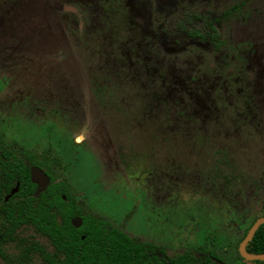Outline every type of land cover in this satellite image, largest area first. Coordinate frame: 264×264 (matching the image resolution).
<instances>
[{
    "label": "flooded vegetation",
    "instance_id": "af4514ba",
    "mask_svg": "<svg viewBox=\"0 0 264 264\" xmlns=\"http://www.w3.org/2000/svg\"><path fill=\"white\" fill-rule=\"evenodd\" d=\"M182 1L73 4L67 23L74 34L77 29L86 33L94 23L105 25L98 39L102 46L96 45V57L84 69L126 170L183 174L213 194L216 206L201 244L173 252L174 216L150 209L147 216L156 226L139 233L127 226L129 215L118 225L110 212L79 204L62 158L40 152V141L28 143L13 127L14 118L40 125V100L17 98L18 88L3 81L0 118L10 130L0 132V264H90L89 249L98 264H264L259 258L264 257V222L259 223L264 220V203H259L264 163L250 157L245 108L234 102L243 85L253 86L264 99V0H230L226 8L204 0L171 6ZM113 13L116 21L110 19ZM129 25L141 38L124 51ZM87 37L92 39L89 33ZM182 46L178 55L169 54ZM134 62L157 78L144 99L129 104L121 75ZM172 74L201 97L198 115L191 114L189 100H167ZM104 88L105 95L99 91ZM110 90L112 98H107ZM260 122L264 127V116ZM53 198L69 199L78 212L42 209ZM208 236L214 238L212 244H205Z\"/></svg>",
    "mask_w": 264,
    "mask_h": 264
},
{
    "label": "rangeland",
    "instance_id": "374dc122",
    "mask_svg": "<svg viewBox=\"0 0 264 264\" xmlns=\"http://www.w3.org/2000/svg\"><path fill=\"white\" fill-rule=\"evenodd\" d=\"M96 1L0 0V82H11L12 87L18 88L14 93H19L17 98L21 100H40V125L32 120L22 125L14 118L13 127L28 143L40 141V152L62 158L65 176L70 175L76 186L77 202L86 209L110 212L118 225L129 215L127 226L139 233L156 226L147 216L151 210L174 216L177 226H173V252L196 249L210 227L207 218L216 206L213 194L200 190L194 180L183 174L170 176L150 170L152 173L141 175L139 171L126 170L98 108L89 76L74 49L67 13L74 11L73 4L86 6ZM204 1L226 8L230 0ZM186 2L192 6L199 0H183L171 6ZM172 77L166 86L167 100H189L191 114L198 115L201 97L187 90L190 86L185 81L173 74ZM241 89L234 102L245 108L250 157L262 164L264 127L260 120L264 116V99L251 85ZM7 125L1 117V133L10 130ZM259 187L262 204L264 189ZM232 199L229 202L234 204ZM204 242L212 244L214 238L208 236Z\"/></svg>",
    "mask_w": 264,
    "mask_h": 264
},
{
    "label": "trees",
    "instance_id": "16d2710c",
    "mask_svg": "<svg viewBox=\"0 0 264 264\" xmlns=\"http://www.w3.org/2000/svg\"><path fill=\"white\" fill-rule=\"evenodd\" d=\"M103 14V12H101ZM102 16V15H101ZM110 19H112L113 21H116V14H110ZM130 26V25H129ZM105 25H96L95 23L91 25V28H89L86 33L90 34L92 36V39L87 37L86 33L81 32L79 29L75 30V34L72 33L68 27V32L71 34L72 39H73V46L74 49L76 51V53L78 54V56L80 57L81 61H82V65L85 67H87V65H89V60L90 58L94 59L96 57V54H94L95 52V47L96 45H98L100 48L102 46L103 41H101L99 43L100 38H103L104 33H105ZM137 30H135V27H131L129 29H126V34L130 35V40L127 39V37H125L126 40V45L125 48L123 49L124 51H127V49L129 47L132 46V42L135 43L137 41L140 40V35L136 34ZM84 34H86V37L84 36ZM116 34H112L111 36L113 37L111 40L113 41V43H115L114 41V36ZM99 39V40H98ZM129 42H128V41ZM118 45V44H115ZM117 50L120 51V48H116ZM183 51V46L181 47V49L179 48H172L169 50V54L171 56L174 55H178L180 53V51ZM178 65V64H175ZM145 67V66H144ZM134 68H136V70H138L139 73H135L136 70H134ZM129 71V72H128ZM125 71L124 74L121 75V80H123L124 84H125V94H124V98L126 101H128L129 104H133L135 102L141 101L142 99H144V95L147 94V92L150 89V85L152 84L153 80L155 81L157 77L155 76H150L148 75L145 70L140 67L138 68V64L134 62V64L130 63L129 65V70ZM106 81V80H105ZM101 88V87H100ZM100 92L104 93V95L106 94V91H108V89L104 88L99 90ZM110 94H112V91L110 90V93L107 94V98H112L110 97ZM99 96V95H98ZM112 101V100H111ZM42 209L44 210H59V211H77L78 212V208H74L73 204L70 202L69 199L67 200H63L62 198H53L51 199V201H45L42 204ZM88 221V220H87ZM44 224V223H43ZM88 225V224H85ZM93 226H103L101 223L100 224H96L95 222H92ZM92 243V242H91ZM95 255V253L93 252V250H87L86 251V259L87 261H90V264H98L99 261L96 260L95 258L92 259V257ZM178 264H181V260H179L177 262Z\"/></svg>",
    "mask_w": 264,
    "mask_h": 264
},
{
    "label": "water",
    "instance_id": "95a60500",
    "mask_svg": "<svg viewBox=\"0 0 264 264\" xmlns=\"http://www.w3.org/2000/svg\"><path fill=\"white\" fill-rule=\"evenodd\" d=\"M261 222H264V220L260 221L259 223H261ZM257 225H258V224H257ZM257 225H256V226L253 228V230L250 232L248 238H250V237L252 236V234L254 233V230L256 229ZM242 253H243L245 256H247L246 253H245V251H244L243 246H242ZM259 258H264V257L261 256V257H259Z\"/></svg>",
    "mask_w": 264,
    "mask_h": 264
}]
</instances>
